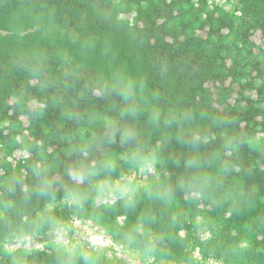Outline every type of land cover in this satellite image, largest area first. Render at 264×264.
I'll return each instance as SVG.
<instances>
[{"label":"rangeland","instance_id":"374dc122","mask_svg":"<svg viewBox=\"0 0 264 264\" xmlns=\"http://www.w3.org/2000/svg\"><path fill=\"white\" fill-rule=\"evenodd\" d=\"M155 1L159 2L147 0ZM39 2L31 9V0H0V264L255 261L254 243L260 236L257 241L253 233H242L247 227L239 229L234 216L216 215L209 205L218 173L229 175L238 207L254 214L264 204L258 188L264 182V0H182L187 11L179 20L184 36L209 38L213 32L212 45L223 46L226 51L220 54L230 63L227 70L214 65L209 77L197 73L179 81L155 80L143 70L137 80L122 77L115 56L108 60L95 53L104 42L88 37L92 31L78 37L56 27L43 31L39 25L50 23L41 15L57 7L48 10ZM112 2L123 21L140 18L147 6L141 0L130 5ZM90 16L89 12L86 17ZM243 18L249 38L242 43L230 28L236 29ZM26 33L31 34L24 37ZM55 57L57 69H42L45 64L40 62ZM139 63L146 69L143 61ZM62 84L81 85L79 97L86 100V86L100 84L109 90L112 109L116 92L123 104L129 103L133 90V96L150 93L155 103H147L150 113L143 124L171 128L160 136L167 143L174 133L185 144L191 142L184 128L176 130L184 123L178 116L185 112L196 140L225 138L209 154L214 161L201 169L206 173L212 166L217 172L208 174L203 191L195 192L190 188H198L199 182L184 179L158 151H115L100 169L84 166L82 160L91 154L76 158L74 165L63 160L61 148L67 156L78 154L83 146L87 149L100 137L99 123L110 126L114 118L98 111L78 127L71 122L69 107L57 117L53 97L55 86ZM137 85L146 91L136 90ZM200 97L205 99L202 103L197 102ZM190 102L195 105L187 107ZM6 109L17 113L7 112L5 117ZM171 123L176 126L169 127ZM35 147L38 163L30 153Z\"/></svg>","mask_w":264,"mask_h":264},{"label":"trees","instance_id":"16d2710c","mask_svg":"<svg viewBox=\"0 0 264 264\" xmlns=\"http://www.w3.org/2000/svg\"><path fill=\"white\" fill-rule=\"evenodd\" d=\"M31 1L33 2L31 5L32 9L39 0ZM123 2L126 5H130L133 0H123ZM39 3L48 10L53 6L57 7L55 12L45 11V14L41 15L50 23L49 26L39 25L43 31H48L50 27H56L65 30L68 36L72 33L77 37L82 35L85 30L92 31L90 32L91 34H87L88 37L104 42L103 45L96 48L95 53L104 54L105 59L115 56L120 66L122 77L127 76V79L132 77L133 80H137L142 70L144 73H149L150 76H155V80H164L167 77L176 81L181 80L183 77L193 79V76L195 77L197 73L209 77L208 74L214 65H223V69L227 70L230 63L220 54L222 51L225 52L226 49L223 46L212 45L213 32L209 34V38H199L196 34L184 36V32L181 30L183 24L179 23V20L187 14V11L181 5L182 0H159V2L155 1L152 4H149L147 0H141V3L147 6L142 8L143 13L140 18H135L131 21L120 19L122 12L116 9V5L113 4L112 0H43ZM89 12L91 16L86 17ZM30 19L33 20L31 15ZM240 21L236 29L230 28V30L237 32L240 37L239 41L243 43L249 36L247 35L248 31L243 28L246 18ZM218 29L220 30L221 27ZM30 34L26 33L24 37ZM40 34L42 33L40 32ZM69 41V39H65V43ZM209 44H211V47ZM206 47L211 49H204ZM22 53L25 52L22 51ZM139 60L143 61L146 69L141 66ZM55 62H57V57L40 63L41 65L45 64L42 69L49 70L51 65L55 69L58 68ZM236 62L234 61L233 64ZM36 72H39V70ZM26 75L28 80H30V75L32 74L28 72ZM205 81H207V78ZM205 81L202 82L203 86ZM135 87L137 88L136 90L146 91L145 88L138 85ZM55 89L56 92L53 97L55 106L52 105L54 107L52 110L57 114V117L59 111L69 107L72 115L71 122L78 127H81L84 119L93 117V114H97L98 111L104 117L110 116L114 118V123L110 126L99 123L100 137L95 143L89 145L90 147L87 149L83 146L78 154L67 156L61 148L59 154L63 160L73 164L74 160L81 155L91 154L88 158L82 160L84 161V166L86 165L88 169H100L104 168V160L115 151L124 150L128 154L133 152L148 154L158 151L161 154L160 157H164L170 163L171 168L178 169L179 175L183 176L184 179L194 178L199 182L200 186L198 188L194 186V188H190L191 190L194 189L195 192L203 191L209 181L208 174L217 172L212 166L206 169V173L201 169L209 166L210 161H214L209 154H211L213 147L223 142L225 138L218 136L214 140L210 139L209 142H202L201 139L196 140L194 130L189 131L190 129L192 130L193 126L188 123L184 112V116H178L184 123L181 127L178 125L176 130L184 128L186 130L185 137H188L191 142L185 144V142L177 139L175 133L169 138L170 141L168 143L167 141H161L160 136L165 134L167 130L172 131L171 128H162L161 125H156L157 127L155 128V124L146 127L143 124L149 118L150 113V109H147L146 106L150 105V101L151 106L155 103L154 100H151L150 93L147 94L145 92V94L140 96H133L135 94L133 90L130 96L132 98L127 101L129 103L123 104L118 98L120 92H116L115 106L112 109L108 108L109 90H105V87H100V84L88 85L82 91L88 93V100L79 97L82 89L79 84H62L55 86ZM148 96L149 99L147 98ZM204 100L200 97L197 102L202 103ZM194 102L185 105L190 107L195 105ZM124 106L125 108L128 106L136 108L140 113H131L130 110L125 109L124 112L122 110ZM189 110L192 111V109ZM7 112L17 113V111L6 109L2 112L5 117H7ZM47 119L50 120V118ZM13 120L18 123V128H21L19 118L16 119L14 117ZM168 126L176 125L171 123ZM153 136L157 137L152 138ZM151 147L152 150L150 149ZM36 151L37 147L30 152L34 158L37 155ZM126 152L122 153L125 154ZM35 159L36 163L41 162L38 157ZM33 160V158L28 160L27 165L31 166ZM205 161L209 162L205 163ZM214 177L210 193L214 201L212 208L218 210L216 214H231L239 221V229H242L248 218L253 217V221L250 223L251 230L258 234L261 233V229L264 230L262 218L256 217L254 220L253 213L247 212V208L238 207V203L236 204L233 201L235 200V195L231 189L229 175L218 173ZM15 189L13 188L14 192L16 191ZM262 240L264 243V239Z\"/></svg>","mask_w":264,"mask_h":264},{"label":"flooded vegetation","instance_id":"af4514ba","mask_svg":"<svg viewBox=\"0 0 264 264\" xmlns=\"http://www.w3.org/2000/svg\"><path fill=\"white\" fill-rule=\"evenodd\" d=\"M258 188H259V192H261V193L263 194V195L261 194V196H259V197L264 196V182H260ZM259 194H260V193H259ZM212 206H213V203L209 205V209H210V211H211V210H215L214 208H212ZM217 211H218V210H217ZM257 211H258V212H257ZM214 215H215V212H214ZM216 215H217V214H216ZM228 215L232 217L231 214L228 213ZM256 217H259L260 219L262 218V222H264V204L260 205L257 209H255L254 219H255ZM251 219H253V217H250V218H248L247 220H251ZM247 220H246V224L243 225V228H244V227H247L248 230L242 229V233H243V231H244L245 234H246V233H251V234L253 233V234L255 235L257 241H259V240H260V241L257 242V243H254V248L257 249V253H258V254H256V255H255V254L252 255L253 258H256L255 261H251V262L248 261V263L245 262V264H264V243H263V240H262V239H264V230L261 229V233H259V234L256 233L255 231H252V230H251V225H250L249 222H247ZM258 236H260L261 239L258 240ZM250 251H251V250H250ZM244 257H245V256H244ZM246 259H247V258H246ZM243 261H244V260H243Z\"/></svg>","mask_w":264,"mask_h":264},{"label":"clouds","instance_id":"9594fccd","mask_svg":"<svg viewBox=\"0 0 264 264\" xmlns=\"http://www.w3.org/2000/svg\"><path fill=\"white\" fill-rule=\"evenodd\" d=\"M110 195H111V193H110ZM77 223H79V221H77ZM85 227L87 228V225H85ZM97 239L102 240V237H98Z\"/></svg>","mask_w":264,"mask_h":264}]
</instances>
